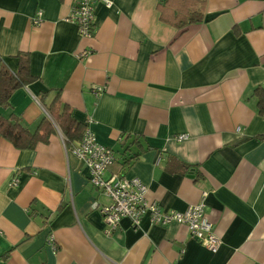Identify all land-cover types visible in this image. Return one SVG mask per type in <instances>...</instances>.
Listing matches in <instances>:
<instances>
[{"label": "crops", "instance_id": "obj_1", "mask_svg": "<svg viewBox=\"0 0 264 264\" xmlns=\"http://www.w3.org/2000/svg\"><path fill=\"white\" fill-rule=\"evenodd\" d=\"M112 1L83 38L66 21L77 0H0V58L17 74L29 57L36 79L0 115L34 133L59 96L113 150L106 178L141 179L164 211L208 192L222 246L148 215L107 232L100 209L112 201L53 124L33 150L0 140V264H264V0Z\"/></svg>", "mask_w": 264, "mask_h": 264}, {"label": "built area", "instance_id": "obj_2", "mask_svg": "<svg viewBox=\"0 0 264 264\" xmlns=\"http://www.w3.org/2000/svg\"><path fill=\"white\" fill-rule=\"evenodd\" d=\"M98 3L110 8L112 0H77L67 22L77 26L79 35L83 38H92L95 34V6ZM44 14L38 11L33 17L35 27L43 22ZM90 52L84 51L77 56L82 59ZM97 93L102 88L95 89ZM242 129L237 128V132ZM63 143L66 150L81 159L88 171L89 181L92 186L99 189L112 203L100 209V213L107 225V232L116 230L123 219H129L135 228H139L143 219L148 215L153 225L169 226L174 223L186 225L193 239L212 253H217L221 246V237L216 233L215 225L208 215L206 198L208 192L202 194L201 201L190 206L185 212L164 211L158 203L147 199L148 186L139 178L127 179L113 175L106 178L107 172L115 163V155L111 148L98 142L95 134L86 128L80 142L70 148L67 147L64 136ZM179 142L188 139V135L182 134Z\"/></svg>", "mask_w": 264, "mask_h": 264}, {"label": "trees", "instance_id": "obj_3", "mask_svg": "<svg viewBox=\"0 0 264 264\" xmlns=\"http://www.w3.org/2000/svg\"><path fill=\"white\" fill-rule=\"evenodd\" d=\"M194 18L188 17L187 23L195 22L196 18ZM35 80L31 75L29 57L19 56L17 74L11 72L0 58V109H10V99L14 92ZM255 94L260 98V114L264 115V94L259 90ZM44 97L42 96L40 102H43ZM48 112L53 123L45 119L34 133L29 131L14 114L9 118L0 115V140L5 139L11 142L18 150H33L41 142L48 143L50 135L55 131V125L65 137L67 147L70 148L81 141L87 127L85 128L73 117L70 109L62 104L59 96L48 108Z\"/></svg>", "mask_w": 264, "mask_h": 264}]
</instances>
